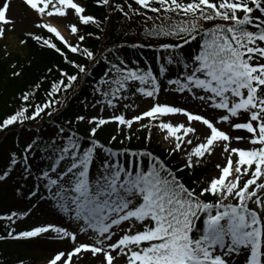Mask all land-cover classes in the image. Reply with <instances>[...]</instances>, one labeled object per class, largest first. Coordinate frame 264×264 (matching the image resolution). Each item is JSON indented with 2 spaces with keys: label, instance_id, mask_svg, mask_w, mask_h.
<instances>
[{
  "label": "snow or ice",
  "instance_id": "obj_1",
  "mask_svg": "<svg viewBox=\"0 0 264 264\" xmlns=\"http://www.w3.org/2000/svg\"><path fill=\"white\" fill-rule=\"evenodd\" d=\"M23 4L35 13L32 23L40 32H26L19 44L30 39L58 54L67 67L47 68L52 73L55 67L59 75L42 102L36 96L47 76L21 92L18 107L0 119L5 138L18 129V151H8L0 184L16 173L14 196L31 202L27 210L0 214V222H6L0 242L48 234L71 244V250L55 252L47 264H77L89 257L94 264H264V0H94L106 10L102 20L77 0ZM10 9L11 0H0V39L14 29ZM113 12L127 21L140 18L142 30L135 35L141 39L110 44ZM73 16L78 23L66 27L75 44L52 23ZM89 26L95 31H81ZM88 39L100 45L90 48ZM123 49H149L154 62H129ZM85 86L92 96L91 102L81 101L85 113L99 114L57 121L69 93L76 96ZM162 94L175 99L161 101ZM137 98L150 106L128 115L135 113ZM177 116L186 119L174 121ZM197 122L208 134L186 150L185 145H193L190 137L199 139ZM81 123L88 125L83 133ZM108 124L115 130L105 143L98 133ZM134 124L137 131L148 130L140 149L126 144ZM153 128L174 144L169 158L183 153L182 166H172L148 148ZM19 130L30 133L23 146ZM217 146L226 160L216 165L218 174L193 180L194 186L186 183L181 173L194 174ZM41 205L62 223L14 227ZM0 264L9 262L0 257Z\"/></svg>",
  "mask_w": 264,
  "mask_h": 264
},
{
  "label": "trees",
  "instance_id": "obj_2",
  "mask_svg": "<svg viewBox=\"0 0 264 264\" xmlns=\"http://www.w3.org/2000/svg\"><path fill=\"white\" fill-rule=\"evenodd\" d=\"M80 3L86 7L87 13L95 15L101 20L107 14L106 10L103 7H97L94 4V0H80ZM142 20L140 18H134L132 21L125 20L121 14L113 12L111 14V23L109 26V32L111 36L112 42H122L127 40L128 42H134L141 39L139 35H135V33L140 32ZM82 32L87 31H95L92 26L89 27H81ZM128 32V35L125 36V32ZM38 32V31H36ZM45 36H48V33H44ZM21 39H27L25 34H22L18 37V41ZM54 39V38H53ZM58 46L60 45L59 41H56ZM87 46L90 48H97L100 45V41H96L94 39H88L86 41ZM195 47V45H193ZM21 50L19 52H10L6 54L3 50V44L0 43V119L4 118L6 115L11 114L20 104L19 95L21 92L26 91L36 82H38L42 77L47 76L44 79L42 87L38 91L36 96L37 102H42L45 99L46 90L49 88L52 80L56 79L59 73L56 71V68L53 67L52 73H47V68L53 65H58L60 67H67L63 64L62 59L58 56V54L52 52L51 50H41L35 42L28 40L27 45L21 46ZM122 54L124 57L129 60L136 59L141 64H143V59L147 58L150 61L154 62V53L149 49H123ZM72 55V54H70ZM73 58H78L73 56ZM15 64L16 67L13 68L12 65ZM22 71V75L18 77H13V71ZM100 69H97L99 71ZM71 71V69H69ZM87 99L89 102L92 101V96L90 94V89L85 86L76 96H72L71 92L69 93V98L67 101V107L61 109V113L56 116L57 121L73 119L75 115L78 114V111L84 106L81 101ZM46 128L50 129L49 125H45ZM78 129L80 132H85L87 126L78 125ZM18 129L13 128L10 134L5 138L4 133H0V166H2L6 162L7 153L9 150H17L15 149V137ZM112 134V130L107 129L105 127L102 128L98 133V138L103 142L107 143L108 139ZM148 133H141L139 135H134L130 142H126L127 146L133 149H140L145 146V136ZM20 137V145L23 146L30 139V133L24 130H19ZM139 137V139H137ZM115 147H120L119 145H115ZM148 148L153 151L155 154L160 155L161 158L168 159L169 163L174 167H180V165L175 164V157L172 155L170 158L168 157V151H165L161 146L154 144V140L151 138L148 142ZM211 172L209 167H201L196 168L194 170V174L189 175V170H185L181 175L184 176L185 182L190 186L192 185L193 180L197 179H208L207 174ZM16 180H18V176L16 173H13V177L9 179V181L5 184L7 189L6 191H1L0 187V214L9 213L12 210L23 211L27 210L29 207L28 200H21L14 196L13 188L15 186ZM10 195L14 196V201L10 207H6V199ZM23 201L26 203L27 208L22 206ZM6 222H0V233L5 232ZM8 245H10L8 247ZM12 242H0V257L6 258L9 264L11 254H8L9 249L13 248ZM10 253V252H9ZM25 264H33L32 260L25 261Z\"/></svg>",
  "mask_w": 264,
  "mask_h": 264
},
{
  "label": "rangeland",
  "instance_id": "obj_3",
  "mask_svg": "<svg viewBox=\"0 0 264 264\" xmlns=\"http://www.w3.org/2000/svg\"><path fill=\"white\" fill-rule=\"evenodd\" d=\"M16 1V7L15 11L16 14L12 17V20L15 22L14 29L12 31H6L5 37L3 39H0V43L3 44V50L6 54H9L10 52H19L21 50L20 44L18 41V37L22 34H25L26 32H40L39 29H36L33 26L32 21L36 19L35 13L31 12L24 4L23 0H15ZM77 2L80 3V0H77ZM78 23L76 18L73 16L69 19V21L64 20H57L53 19L52 23L58 27L62 35L71 43H77V40L75 37L72 36L70 30L66 27V23ZM8 27H12L11 25ZM161 101L167 100L169 102H172L175 98L172 95H164L162 94L160 97ZM178 100V99H177ZM138 104V107L135 110V113L129 112L128 115L132 114H138L140 111L146 110L147 107L150 106V101H144L140 98H137L135 101ZM78 114H86L88 116L91 115H98V110H92L88 109V111L85 113V107L83 106L79 111ZM103 115L107 116L109 113L106 111L103 113ZM141 123H147V120L141 121ZM81 126H87L85 123H81ZM107 129L112 130V134L115 130L114 124H108L104 126ZM225 131H231L227 128V126H222ZM131 131L134 133V135H139L141 133H148L147 129H140L137 131V125L134 124L132 126ZM236 132V131H235ZM241 132L242 131H237ZM111 134V135H112ZM234 134V132H232ZM133 135V137H134ZM151 138L154 140V144L161 146L165 151H169V148L173 145H169L168 142L164 141L162 139V133L157 128H153L151 130ZM193 139V145H185L186 150H191L193 146L200 143V139H197L196 136L190 137ZM118 140L120 137L117 138ZM115 145H120L118 142H114ZM173 156L175 157V164L182 166L186 161L184 159L183 153H174ZM226 163L225 156L221 155H214L211 156H205V162L201 164L200 167H209L211 169V172L207 174L208 179H210L212 176L218 174V169L216 168L217 164L223 165ZM1 191H6L7 187L5 184H0ZM14 189V188H13ZM14 196L10 195L6 199V207H10V205L15 202ZM22 206L27 208L26 203L23 201ZM29 206H31V202L29 201ZM53 211H51L47 206H39L38 209H34L29 216L24 218L22 221H17V224L14 225V227H17V230H30L33 226H40L44 224H61L62 221L54 216L52 214ZM81 239H84L81 237ZM51 240V241H49ZM50 242V243H49ZM52 242V243H51ZM59 243L57 247H53L54 243ZM13 248L9 249L8 254H11L10 262L12 264H16L18 260H32L33 264H47V260L51 257L52 254H54L57 251L60 250H71V244L67 241L65 242H59L55 241L53 239H50L48 237V234H45L44 236L40 238H36L34 240H27V241H12ZM10 245H8L9 247ZM77 264H89V262L86 259H81L77 262Z\"/></svg>",
  "mask_w": 264,
  "mask_h": 264
},
{
  "label": "bare ground",
  "instance_id": "obj_4",
  "mask_svg": "<svg viewBox=\"0 0 264 264\" xmlns=\"http://www.w3.org/2000/svg\"><path fill=\"white\" fill-rule=\"evenodd\" d=\"M15 7H16V1H15V0H11V9H10V11H9V13H8V15H9L11 18H12V17L16 14V12H17V11H15ZM175 102H176V103H179V104H181V105H183V106L192 107V108L195 110L194 105H184V102L181 101V100H176ZM172 119H173L174 121H183V120H185L186 118H184V117H182V116H177V117H174V118H172ZM195 126H196L197 129H198V133H197V135L199 136L200 142H204V140H205V138H206V135L208 134V130L206 129L205 126L199 125L198 122L195 123ZM233 135H246V133H244V132L241 133V132H237V131H236V132H234ZM233 146L242 147V148L250 147V145L247 144V142H240V143L233 142ZM213 154H214V155L225 156V154L223 153L222 148H221L220 146H217V147L215 148V151H214ZM52 214H53L54 216H56L57 218H59L54 212H52ZM49 241H51V240H49ZM49 243H50V242H49ZM51 243H52V242H51ZM58 244H59V243L56 242V243L51 244V245H53V247H57ZM86 260L89 262V264H94V262L91 261V258H90V257H89L88 259H86Z\"/></svg>",
  "mask_w": 264,
  "mask_h": 264
}]
</instances>
